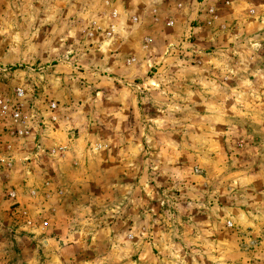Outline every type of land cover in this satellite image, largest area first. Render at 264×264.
<instances>
[{
    "label": "rangeland",
    "instance_id": "obj_1",
    "mask_svg": "<svg viewBox=\"0 0 264 264\" xmlns=\"http://www.w3.org/2000/svg\"><path fill=\"white\" fill-rule=\"evenodd\" d=\"M19 87L0 264H264V0H0Z\"/></svg>",
    "mask_w": 264,
    "mask_h": 264
},
{
    "label": "built area",
    "instance_id": "obj_2",
    "mask_svg": "<svg viewBox=\"0 0 264 264\" xmlns=\"http://www.w3.org/2000/svg\"><path fill=\"white\" fill-rule=\"evenodd\" d=\"M213 13V11L211 12ZM59 106L57 102H52L49 106L48 116H39L34 108L30 107L27 92L24 88H17L12 95H6L0 98V125L5 126V132L10 136L23 137L31 132L34 125L41 128L55 127L59 122ZM55 152V151H54ZM11 164L4 154L0 153V177L2 184H6L5 197L15 201L17 205V192L8 184ZM27 215L25 211L23 213Z\"/></svg>",
    "mask_w": 264,
    "mask_h": 264
},
{
    "label": "crops",
    "instance_id": "obj_3",
    "mask_svg": "<svg viewBox=\"0 0 264 264\" xmlns=\"http://www.w3.org/2000/svg\"><path fill=\"white\" fill-rule=\"evenodd\" d=\"M4 130H5V126L1 124L0 125V153L6 156L7 154L6 149H9L8 140L13 137L10 136L8 133H6ZM33 134H34V130L31 128V132L28 135H25L20 138L22 139L29 138L30 136L32 137ZM38 135H40V133ZM58 182L65 187L66 191L68 190V188H71V191L68 190L65 196L66 201L69 203L70 201L75 200L74 198L76 197L75 196L76 194L73 193L74 187L80 188L84 186V176L83 175L77 176V174L75 176L74 174H70V176L68 175V177L61 176ZM78 191L79 190H75L76 193Z\"/></svg>",
    "mask_w": 264,
    "mask_h": 264
}]
</instances>
